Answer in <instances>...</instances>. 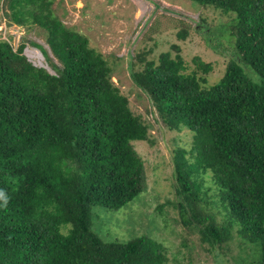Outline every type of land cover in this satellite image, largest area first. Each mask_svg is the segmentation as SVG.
<instances>
[{"label": "trees", "instance_id": "16d2710c", "mask_svg": "<svg viewBox=\"0 0 264 264\" xmlns=\"http://www.w3.org/2000/svg\"><path fill=\"white\" fill-rule=\"evenodd\" d=\"M190 1L231 17L224 76L209 84L210 63L188 72L170 51L136 53L131 76L168 128L193 134L175 156L183 222L214 247L237 230L254 248L246 264H264V0ZM54 4L5 0L11 23L47 30L58 63L48 61L53 74L29 59L26 40L0 38V264H168L150 235L107 240L93 229L96 205L118 210L144 192L133 142L150 141V125L113 81L110 60Z\"/></svg>", "mask_w": 264, "mask_h": 264}, {"label": "rangeland", "instance_id": "374dc122", "mask_svg": "<svg viewBox=\"0 0 264 264\" xmlns=\"http://www.w3.org/2000/svg\"><path fill=\"white\" fill-rule=\"evenodd\" d=\"M54 8L66 25L85 34L91 46L110 60L113 81L128 97L133 112L150 125V141L133 142L145 163L144 192L118 210L96 205L93 229L107 240L125 241L150 235L164 244L168 264H246L252 260L253 245L243 243L237 230L233 240L214 247L202 239L193 224L183 222L178 206L182 196L178 193L175 156L180 149L191 148L193 134L187 128H168L150 97L131 76L136 53L147 51L148 59L157 60L162 52L170 51L173 56L178 52L183 56L188 72L197 68V60L210 63L212 70L205 76L209 84L218 82L235 54L231 45L234 38L230 36L231 17L190 0H55ZM0 38L11 39L15 47L26 40L29 59L55 73L48 61L58 60L47 43V30L38 25L11 23L5 0H0ZM31 42L42 45L49 59ZM32 50L42 53L45 62L33 56ZM135 68L141 66L136 64ZM204 180L206 186L213 185L210 172ZM211 208L209 211L218 214L220 221L225 220L223 211Z\"/></svg>", "mask_w": 264, "mask_h": 264}, {"label": "bare ground", "instance_id": "6f19581e", "mask_svg": "<svg viewBox=\"0 0 264 264\" xmlns=\"http://www.w3.org/2000/svg\"><path fill=\"white\" fill-rule=\"evenodd\" d=\"M143 3V2H142ZM142 7V6H141ZM38 51V50H37ZM37 51H34V50H32V52H33V56L35 55V56H37L39 59H40V62L41 63H44L45 62V57H43V55L40 53V52H37Z\"/></svg>", "mask_w": 264, "mask_h": 264}, {"label": "water", "instance_id": "95a60500", "mask_svg": "<svg viewBox=\"0 0 264 264\" xmlns=\"http://www.w3.org/2000/svg\"><path fill=\"white\" fill-rule=\"evenodd\" d=\"M26 53V52H25ZM42 54V53H41ZM27 55V54H26ZM28 56V55H27ZM35 64V63H34ZM35 65H37V64H35ZM42 67H45V68H47V66H45V65H43ZM48 69V68H47ZM50 71V70H49ZM51 72V71H50ZM52 73V72H51Z\"/></svg>", "mask_w": 264, "mask_h": 264}, {"label": "clouds", "instance_id": "9594fccd", "mask_svg": "<svg viewBox=\"0 0 264 264\" xmlns=\"http://www.w3.org/2000/svg\"><path fill=\"white\" fill-rule=\"evenodd\" d=\"M27 49V48H26ZM26 52V51H25ZM38 66V65H37ZM41 66H43V65H41Z\"/></svg>", "mask_w": 264, "mask_h": 264}]
</instances>
